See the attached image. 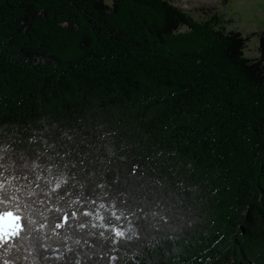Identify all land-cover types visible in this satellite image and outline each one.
I'll list each match as a JSON object with an SVG mask.
<instances>
[{
  "label": "trees",
  "instance_id": "16d2710c",
  "mask_svg": "<svg viewBox=\"0 0 264 264\" xmlns=\"http://www.w3.org/2000/svg\"><path fill=\"white\" fill-rule=\"evenodd\" d=\"M221 23L167 0H0V128H47L85 161L82 189L13 211L42 235L52 216L71 232L65 215L116 213L62 259L37 247L16 264H264V29L247 59ZM98 184L117 207L84 203ZM130 226L115 245L85 235Z\"/></svg>",
  "mask_w": 264,
  "mask_h": 264
},
{
  "label": "snow or ice",
  "instance_id": "6c2138e0",
  "mask_svg": "<svg viewBox=\"0 0 264 264\" xmlns=\"http://www.w3.org/2000/svg\"><path fill=\"white\" fill-rule=\"evenodd\" d=\"M64 139L70 138L57 137L47 128L32 130V134L27 140L19 135V130L13 132L0 128V222H3V226L0 227V253L11 254L13 264L22 259L27 261L28 257L24 256V252L35 253L37 247L44 249L45 252L51 251L55 259H62L64 254L75 251L74 246L80 245L81 240L73 237L82 233L85 227H107L111 223V217L116 215L113 212L107 215L100 212L93 213L85 208L81 213V219L74 221V224L69 223V216L65 215L64 222L71 232L67 229L64 232L56 231L63 228L64 225L57 222V216H52L48 234L42 235L36 230L32 220L22 218L18 209L13 211L20 194L38 199L40 195L46 196L62 187L66 190L70 180L76 182L71 187L78 186L81 189L84 187L79 183L78 177L79 171L83 170L85 161L79 157L78 152L75 153L77 162L72 161L71 156L75 149L70 152L63 143ZM13 144L15 147H12ZM74 169L76 171H73ZM9 176L12 177L11 180H9ZM22 181L23 183H21ZM105 187L104 184L96 185L100 191L96 193L94 189V199L85 198L84 203H91L95 206L99 202L100 209L117 207L115 198L108 197V193L104 191ZM80 196H83V192L80 193ZM63 199V195L57 196V200ZM106 199L107 204L103 202ZM68 203L74 202L70 200ZM119 207L120 216L129 215L124 207ZM76 215V212L71 213L72 217ZM132 216L134 219L135 214L132 213ZM83 217H89V219L84 220ZM128 223L132 225L133 221L130 220ZM85 235H98L103 241L115 245L120 242L121 238L131 239V236L135 235V228L134 226L109 228L107 235L104 232H88ZM56 241L64 244L62 250L53 248V242ZM67 241H71V244L69 245ZM45 259L50 258L45 256ZM70 264H80V261L73 260Z\"/></svg>",
  "mask_w": 264,
  "mask_h": 264
},
{
  "label": "rangeland",
  "instance_id": "374dc122",
  "mask_svg": "<svg viewBox=\"0 0 264 264\" xmlns=\"http://www.w3.org/2000/svg\"><path fill=\"white\" fill-rule=\"evenodd\" d=\"M192 19L198 21L215 13L224 31H235L246 38L242 54L257 57V33L264 29V0H167ZM109 4L110 0H103ZM3 222H0V227Z\"/></svg>",
  "mask_w": 264,
  "mask_h": 264
}]
</instances>
